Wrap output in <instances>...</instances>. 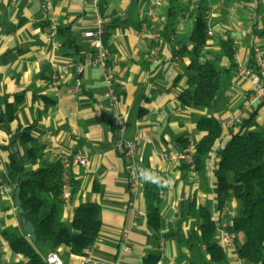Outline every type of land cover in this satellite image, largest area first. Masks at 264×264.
Wrapping results in <instances>:
<instances>
[{"label":"crops","instance_id":"obj_1","mask_svg":"<svg viewBox=\"0 0 264 264\" xmlns=\"http://www.w3.org/2000/svg\"><path fill=\"white\" fill-rule=\"evenodd\" d=\"M42 1L0 0V96L22 94L24 97L18 120L10 124L9 131L0 130V259L5 264H23L22 256L11 252L1 233L10 227L27 235L17 214L13 189L1 175L7 157L1 146L8 143L12 134H17L14 128L19 123L23 127L33 124L32 131L44 145L49 161L60 154L76 152L87 157V163L72 172L76 189L71 200L63 204L62 218L70 221L79 203L96 201L101 206V230L87 262L75 255L59 256L63 264H143L144 256L157 247L161 254L158 264H205L204 246L192 252L185 243L163 234L175 231L189 236L198 231L201 220L196 211L199 206H207L212 214H220L216 209L214 160L209 154L206 171L199 173L189 167L186 169L184 162L175 161L173 157L184 144L195 146L201 139L202 132L196 127L199 116L212 115L220 119L242 108L251 85L236 76L233 62L218 54V36L229 32L234 51L245 60L254 45L264 47V7L256 8L254 1H237L240 3L235 6L231 3L219 7L218 2L210 0L211 18L221 10L225 20L221 18L213 25L210 18L213 34L207 48L216 53L214 58L218 64L228 70L225 90L217 96L215 108L208 111L182 106L177 99L185 87L189 56H173L171 45L176 49L182 43L191 47L188 38L192 18L179 19L177 35L170 44L165 38V1L153 6L154 15L147 17L152 0H101V10L111 24L105 26L104 31L107 34L105 45L110 52L106 61L118 95L117 109L124 121L121 133L112 117L110 101L103 96L107 85L99 67H86L81 74V92H71L75 84V65L81 62V55H94V46L83 35L85 30L95 26L89 1L50 0L48 12L41 9ZM142 20L148 23L146 32L141 30ZM51 22L58 28L70 26L81 47L80 54L73 55L62 48L58 33L57 46L52 47V40L45 31ZM151 34L158 35V42L153 41ZM154 46H158L159 52L153 60L150 51ZM61 66L66 69L60 72L57 86H53L51 74ZM244 118H251L245 132L263 129L264 100L246 108ZM223 133L222 142H227L229 135L224 130ZM121 136L138 138L136 163L144 186L135 194L129 189L125 158L114 146ZM151 182L158 183V190L162 191L158 203L161 214L158 238L146 222ZM233 205L237 213L236 202ZM133 206L139 216L136 228L131 229ZM230 209L231 205L228 213ZM124 233L128 234V250L123 248ZM237 241L240 242L239 235ZM226 264L249 263L231 254Z\"/></svg>","mask_w":264,"mask_h":264},{"label":"trees","instance_id":"obj_2","mask_svg":"<svg viewBox=\"0 0 264 264\" xmlns=\"http://www.w3.org/2000/svg\"><path fill=\"white\" fill-rule=\"evenodd\" d=\"M165 38L172 44L176 35L179 19L192 18L189 35V48L182 43L175 48L173 56L188 55L185 87L177 99L182 106L211 111L221 88L222 77L228 70L215 60L214 51L207 48L210 29V0H164ZM244 3L253 2L256 8L264 7V0H235ZM108 27L111 25L107 24ZM106 25V27H107ZM106 33V32H105ZM103 35L107 43V34ZM58 39L62 48L70 54H80L70 26L58 28ZM218 54L234 62V41L229 32L218 36ZM254 57H251L253 61ZM84 56L81 55L82 61ZM22 94H4L0 96V130L9 131L10 124L18 120ZM251 118H244L237 128H231L226 134L229 139L225 146H219L214 157V178L216 183V209L219 218L227 216L232 201L236 202L237 213L232 218L233 229L244 240H236L233 251L222 248L217 240L216 222L207 206H199L196 213L201 222L198 231L184 236L175 231L163 234L166 238H175L185 243L188 250L195 252L204 246L205 264H226L231 254L246 259L249 264H264V127L261 130L244 131ZM196 127L202 137L194 146L193 163L196 172L204 173L207 157L215 142L224 133L215 116L202 115L196 120ZM33 124L14 128L6 145L1 149L7 152L5 171L2 178L15 193L20 190L22 213L18 216L30 221L35 230L36 239L17 233L12 228L2 230V235L14 255L22 256L23 264H49L47 257L83 256L98 238L101 230V206L96 201H83L75 208L70 221L62 218L63 203L61 193L60 163L58 158L49 161L43 144L34 135ZM186 142V141H185ZM186 145L184 144L183 147ZM186 169L188 165L184 163ZM72 193L75 184L72 182ZM158 183L148 184L146 222L154 237H159L161 214L159 211ZM15 203V201H14ZM18 209V207H17ZM161 254L156 251L147 253L143 264H158Z\"/></svg>","mask_w":264,"mask_h":264},{"label":"built area","instance_id":"obj_3","mask_svg":"<svg viewBox=\"0 0 264 264\" xmlns=\"http://www.w3.org/2000/svg\"><path fill=\"white\" fill-rule=\"evenodd\" d=\"M88 1L93 11V19L95 26L92 29L85 30L83 32V35L89 38L91 44L94 46V55L84 57V59L79 64L75 65V84L71 88V92L73 94H78L81 92V74L86 67H99L103 71L104 81L107 85L106 90L103 92V96L109 99L111 113L112 117L114 118L115 125L117 129L122 133L124 131V121L121 118L117 109L118 95L113 86L114 79L113 76L109 73L106 61L110 52L103 40L105 26L110 22V18L107 15L103 14L101 10V0ZM162 2H164V0H152V7H150L146 13L147 17L153 16V6H157ZM41 9L44 12H48L51 9L50 0H43L41 3ZM140 26L143 32H146L148 30V23L146 20H142ZM45 31L50 37V40H52V47H56L58 42L56 39L58 33L57 24L55 22H51L45 28ZM212 34L213 31L209 29L208 36H212ZM151 36L155 43L158 42V35L151 34ZM158 52V46H154L150 51V57L154 60ZM251 57H254L253 61H251ZM233 59L236 65V76L247 80L251 85V91L246 96L242 108H237L234 110L233 113H231L227 117L219 119L221 127L225 132H228L231 128H238L242 124L244 120V110L246 108L256 102H261L264 100V47L259 44L254 45L252 47L250 55L246 56L245 60L240 59L239 54L234 51ZM65 69L66 66H61L59 68H56L52 72L51 84L53 86H57L60 79V72ZM231 88H233V85L231 86ZM223 138L224 137L222 136L215 142L210 152L211 158H213V160L215 157L214 152H217L219 146H225V144L227 143L222 142ZM137 139V137L132 139H126L121 136L118 140L114 142L115 148L120 153H122L125 158V169L128 174L129 189L133 194L137 193L140 188L144 186V180L138 170V166L136 163ZM193 151L194 146L186 145L175 157H173V159L175 161L184 162L189 166V168L193 169ZM58 160L60 163L61 182V193L59 195V199L63 204H66L71 200L72 197V172L78 166L85 165L87 163V157L84 154L76 152L72 154H60L58 156ZM212 165L214 166V163ZM161 194L162 191H159V195ZM234 203L235 201H232L230 203L231 209L227 214L228 216L226 218H219V214L217 213L212 214V218L216 222L217 240L222 248L230 252L234 250L235 243L237 240V233L233 229L232 222L233 216L236 215V211L233 205ZM138 216L139 212L137 208L133 206L134 220L131 223V229L136 228V219L138 218ZM122 241L123 248L127 250L130 249L127 233L123 234ZM91 248L87 249L83 256H80L82 262L85 263L88 261V256L90 254ZM47 261L49 264H63L62 259L56 253L50 254L47 257ZM0 264L5 263L0 259Z\"/></svg>","mask_w":264,"mask_h":264},{"label":"rangeland","instance_id":"obj_4","mask_svg":"<svg viewBox=\"0 0 264 264\" xmlns=\"http://www.w3.org/2000/svg\"><path fill=\"white\" fill-rule=\"evenodd\" d=\"M214 1L218 2L219 7H220L221 5L224 6V7H226L227 5H230L231 3H232V4L234 3L233 6H235L236 3H240V2H237V1H234V0H214ZM208 3L211 4V2H208ZM218 12H219V14H221L220 16H219V14H217L216 16H212V18H211V24H213V25H216L217 22L221 20V18H222V20H223V19L225 20V16H223V15H224V14H223V11L219 10ZM217 16H218V17H217ZM224 20H223V21H224ZM216 21H217V22H216ZM219 25H224V23H220V22H219ZM216 27H218V26H216ZM219 28H220V27H219ZM216 37H217V36H215V38H216ZM216 61H217V60H216ZM226 83H227V78H226V74H224L223 77H222L221 88H220V90H219V94H218V95H221V94L223 93V91L225 90V87H226ZM239 239H240V242H242V241L244 240V236H243V235H239Z\"/></svg>","mask_w":264,"mask_h":264},{"label":"water","instance_id":"obj_5","mask_svg":"<svg viewBox=\"0 0 264 264\" xmlns=\"http://www.w3.org/2000/svg\"><path fill=\"white\" fill-rule=\"evenodd\" d=\"M14 201H15L16 206L18 207V213L21 214L23 210L20 206V190L16 191ZM21 224L26 234L30 236L32 240H35L36 235H35V230L33 228L32 223L26 220L24 217H21Z\"/></svg>","mask_w":264,"mask_h":264}]
</instances>
